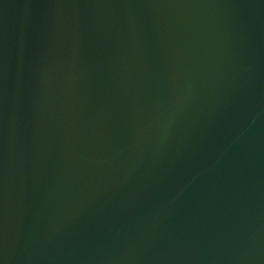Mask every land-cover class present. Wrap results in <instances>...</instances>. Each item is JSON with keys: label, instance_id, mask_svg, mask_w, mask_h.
<instances>
[{"label": "water", "instance_id": "water-1", "mask_svg": "<svg viewBox=\"0 0 264 264\" xmlns=\"http://www.w3.org/2000/svg\"><path fill=\"white\" fill-rule=\"evenodd\" d=\"M3 264H264V0H0Z\"/></svg>", "mask_w": 264, "mask_h": 264}, {"label": "snow or ice", "instance_id": "snow-or-ice-1", "mask_svg": "<svg viewBox=\"0 0 264 264\" xmlns=\"http://www.w3.org/2000/svg\"><path fill=\"white\" fill-rule=\"evenodd\" d=\"M0 264H3V262H2V261H0Z\"/></svg>", "mask_w": 264, "mask_h": 264}]
</instances>
